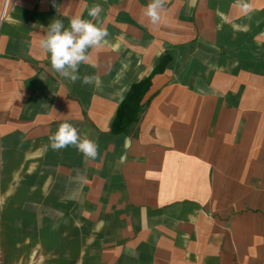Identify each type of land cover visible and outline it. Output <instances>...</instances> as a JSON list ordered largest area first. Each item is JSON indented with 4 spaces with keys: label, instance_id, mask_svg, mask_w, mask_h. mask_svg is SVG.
<instances>
[{
    "label": "crops",
    "instance_id": "obj_1",
    "mask_svg": "<svg viewBox=\"0 0 264 264\" xmlns=\"http://www.w3.org/2000/svg\"><path fill=\"white\" fill-rule=\"evenodd\" d=\"M148 3L0 0V264H264V0ZM94 4L108 36L73 83L39 41ZM65 121L95 159L50 147Z\"/></svg>",
    "mask_w": 264,
    "mask_h": 264
},
{
    "label": "clouds",
    "instance_id": "obj_2",
    "mask_svg": "<svg viewBox=\"0 0 264 264\" xmlns=\"http://www.w3.org/2000/svg\"><path fill=\"white\" fill-rule=\"evenodd\" d=\"M166 0H149L145 15L150 22L156 24L160 20V11ZM103 11L99 4H94L88 11L92 20L81 16H73L65 27L60 19L53 20L41 36L40 48L48 55L51 68L62 77L75 83L80 80L84 85L94 84V76L79 75V67L89 60L88 50L106 43L108 32L93 20H98ZM50 147L59 151L69 146L75 147L86 158L98 156V145L86 135L81 137L79 130L70 122L59 124L56 132L50 136Z\"/></svg>",
    "mask_w": 264,
    "mask_h": 264
},
{
    "label": "trees",
    "instance_id": "obj_3",
    "mask_svg": "<svg viewBox=\"0 0 264 264\" xmlns=\"http://www.w3.org/2000/svg\"><path fill=\"white\" fill-rule=\"evenodd\" d=\"M165 67L166 62L164 59L156 67L153 74L161 73ZM152 76L131 87L126 98L120 105L117 115L112 123L113 134H126L130 131V128L138 122L141 114L146 109V105L142 104V101L151 87Z\"/></svg>",
    "mask_w": 264,
    "mask_h": 264
}]
</instances>
